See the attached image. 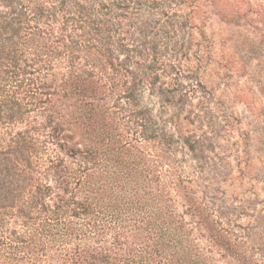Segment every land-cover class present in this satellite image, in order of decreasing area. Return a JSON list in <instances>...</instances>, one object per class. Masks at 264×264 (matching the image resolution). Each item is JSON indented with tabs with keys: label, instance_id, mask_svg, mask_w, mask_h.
Here are the masks:
<instances>
[{
	"label": "trees",
	"instance_id": "obj_1",
	"mask_svg": "<svg viewBox=\"0 0 264 264\" xmlns=\"http://www.w3.org/2000/svg\"><path fill=\"white\" fill-rule=\"evenodd\" d=\"M185 9L0 0V264H264V119Z\"/></svg>",
	"mask_w": 264,
	"mask_h": 264
},
{
	"label": "rangeland",
	"instance_id": "obj_2",
	"mask_svg": "<svg viewBox=\"0 0 264 264\" xmlns=\"http://www.w3.org/2000/svg\"><path fill=\"white\" fill-rule=\"evenodd\" d=\"M185 6L190 23L203 29L209 67L232 74L216 93L221 108L235 117V128L240 122L241 130L253 129L264 119V0H185Z\"/></svg>",
	"mask_w": 264,
	"mask_h": 264
}]
</instances>
